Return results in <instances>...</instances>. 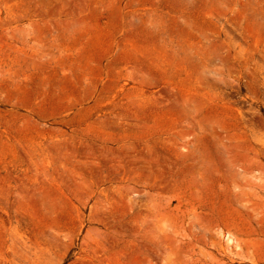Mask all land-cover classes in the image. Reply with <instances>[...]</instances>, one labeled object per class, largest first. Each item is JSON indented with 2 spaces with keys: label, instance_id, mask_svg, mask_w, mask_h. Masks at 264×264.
<instances>
[{
  "label": "rangeland",
  "instance_id": "374dc122",
  "mask_svg": "<svg viewBox=\"0 0 264 264\" xmlns=\"http://www.w3.org/2000/svg\"><path fill=\"white\" fill-rule=\"evenodd\" d=\"M0 264H264V0H0Z\"/></svg>",
  "mask_w": 264,
  "mask_h": 264
}]
</instances>
